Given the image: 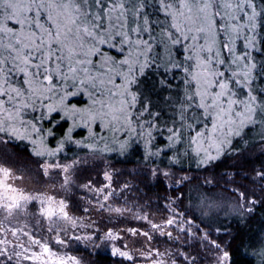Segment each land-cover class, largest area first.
Listing matches in <instances>:
<instances>
[{"label": "snow or ice", "instance_id": "6c2138e0", "mask_svg": "<svg viewBox=\"0 0 264 264\" xmlns=\"http://www.w3.org/2000/svg\"><path fill=\"white\" fill-rule=\"evenodd\" d=\"M252 128L264 130V0H0V144L31 145L45 176L49 169L65 174L61 187L70 183L77 161L61 164L58 158L72 146L94 156H127L142 148L146 164L160 161L151 176L171 181L186 161L199 168L233 151ZM104 179L112 177L105 172ZM23 180L0 163L4 220L39 216L49 231L55 226V244L66 246L61 222L75 224L68 205L28 193L17 183ZM253 181L262 185L260 196L243 185L232 189L231 211L240 219L264 206V168ZM33 201L39 208L30 212ZM0 235L6 261L80 264L66 251L53 250L51 238L19 228ZM116 239L109 230L93 243L99 248ZM209 242L217 250L215 264H231L230 252ZM33 247L40 251L30 252ZM252 254L264 264V240ZM111 255L134 261L115 246Z\"/></svg>", "mask_w": 264, "mask_h": 264}, {"label": "trees", "instance_id": "16d2710c", "mask_svg": "<svg viewBox=\"0 0 264 264\" xmlns=\"http://www.w3.org/2000/svg\"><path fill=\"white\" fill-rule=\"evenodd\" d=\"M245 132L246 139L239 140L233 151L225 153L218 160L199 168L194 162L186 161L182 168H176L174 172L177 176L190 177L180 185L164 181L162 178L160 180L153 178L149 170L160 161L157 159L155 163L149 161L146 164L142 148L136 149L127 156H120L116 153L98 156L107 163L105 166L109 167L113 176L112 184L122 191V194L119 195L122 200L118 201L121 207L131 209L133 206L134 213L147 215L150 218L160 216L165 219L170 216V213L173 214L169 207L173 205L180 212H186L187 219L195 224V226L193 224L195 236L185 235L184 238L177 240L176 244L156 241L160 247L163 246L165 251L170 253L169 256L174 257L168 264H187V261H190L189 258H193V264H206L211 261L213 249L210 248L212 246L210 242H204L203 232L205 231L210 233L209 241H216L230 252L231 264H260L259 258L252 252L257 250L261 241L264 240V206L257 205L255 212L243 219H240L236 214L225 216L224 213L212 219L209 216H204V213L198 208L200 201L207 203V198L210 197L212 199L215 197L224 198L226 195L235 197L232 193V185L236 187L243 185L250 192H257L259 196L261 195L253 177L258 170L264 168V152L258 153L260 149L264 148V134H262L264 130L252 128L251 130L246 129ZM75 138L81 139V136L77 135ZM66 149L69 156L89 153L87 149L74 146ZM240 153L245 156L234 160ZM8 156H10L9 159ZM0 158L4 160L0 159L5 164L8 163L7 159L19 162L16 165L23 171H30L33 167L39 173L37 162L41 159L31 154V145L26 142L9 140L7 145L0 144ZM34 159L38 160L34 162ZM82 169H84L83 173L79 172L78 174L76 171L71 187L69 189L60 188L55 196L64 198L66 204L68 201L74 211L80 213L84 208L85 210L88 208L89 203H97L95 196L85 188L83 189L82 182L89 180L94 184L96 179H93L95 177L93 173L97 175V179H100L104 167L98 162H94L93 165ZM56 174H52L53 180H56L54 184L64 181L60 172ZM90 175L92 176L90 177ZM134 223L135 221L131 224ZM68 243L72 252H74V248H77L75 253L85 255L86 260L89 259L91 264H117L118 262L110 253L98 252L96 254L98 248L94 244L90 245V242L68 240ZM84 250H88L90 253L85 252L86 254H84ZM186 251L190 252L187 259L184 257Z\"/></svg>", "mask_w": 264, "mask_h": 264}, {"label": "rangeland", "instance_id": "374dc122", "mask_svg": "<svg viewBox=\"0 0 264 264\" xmlns=\"http://www.w3.org/2000/svg\"><path fill=\"white\" fill-rule=\"evenodd\" d=\"M18 142V141H17ZM67 149H65V152L61 153L59 156V162L61 164H73V160L77 161L76 164H73L72 168L70 169L69 176H70V183L65 187L69 189L72 185V180L76 176L75 173H83L84 169L83 167L93 165L94 162H98V164L103 165L104 170H102V174L100 179H97V175L93 173L95 176L93 179H96L94 184L91 181L86 180L82 182L83 189L85 188L90 194L95 196L97 199L96 202H92L88 204V208H85L82 210V212H76L71 207L70 203L67 201L68 205V212L69 215L75 220V224L71 222H61L63 224V227L67 229L66 232L60 231L59 236L61 239H64L67 241L66 246L56 245L55 244V237L57 235V230L55 229L53 231H49V224L47 220H44L43 218L39 216L34 215H21L18 218L12 219L10 222L4 220V214L0 212V233H3L4 229L6 228H12V229H22L23 231L29 232L31 235H33L35 238L44 237L45 239H49L51 246L53 247V250L61 249L62 251H66L69 255L75 256L79 261L80 264H91V261L89 259L86 260L85 255L82 254H76L77 248H74V252H72V248L69 246L68 240H75L71 239V237L79 236L81 238L83 237H92L93 240H84L81 239L82 242H90V245H93V241H95L96 244H99L100 241L96 240V237L98 235H103L106 231H112L115 235L118 236V239L107 242L106 244L102 245L96 250V254L98 252H101L103 254L110 253L111 254V248L113 246L120 248L121 250L128 251L133 257L134 261H128L125 260L122 257L116 256L115 259H117V264H153L154 261H163L164 264H168L169 261H172V258L174 257L169 256L170 253L166 252L164 247H160L158 245V242L161 243L169 242V243H175L177 240L184 238L185 235H194L195 236V230L193 229V222L191 225H189L187 222L189 221L186 216V212H180L177 207H173V205H170V209L173 211V214L170 213V216H167L165 219H163L160 216H150L147 215H141L134 213V208H128V207H121L119 205L118 201H121L120 194H122L121 190H118L113 184L112 179L110 181H107L104 179L105 172L109 173L111 175V172L109 170L107 163L105 160L98 156H94L91 153H87L80 156H73L67 154ZM258 151V150H255ZM264 152V148L260 149L258 151L259 154ZM254 154V153H253ZM264 154V153H263ZM69 157V158H63V157ZM245 156L243 153L237 154L234 160H237L238 158H243ZM250 156V155H249ZM10 156H8V159ZM2 159V158H0ZM7 164L5 162H2L0 160V163L5 164L6 166L12 167L15 171L18 172V174H22L24 176L23 182L17 181L18 184H20L22 187L25 188V190L32 194V195H40V194H47L50 196H56V192L58 193V190L62 187L64 181H60L54 184L56 180H53V175L57 172H60L62 174L63 180H64V173L60 169H49V174L47 176L44 175V169L40 166L43 162L42 160L34 159V162L37 160L39 162V169L37 173L33 167H31L30 171H23L21 167H18L16 165L19 162L8 160ZM44 160H47V157L44 158ZM99 160V161H98ZM4 161V160H3ZM51 162V161H50ZM21 165L23 166L22 162ZM41 172V173H40ZM41 174V175H40ZM92 174V173H91ZM92 175H90L91 177ZM89 177V178H90ZM111 177H113L111 175ZM55 178V177H54ZM182 178L183 181L188 180L190 177L188 176H177V174L173 173V180L169 181L170 183L178 184L181 183H175L176 181H180ZM54 184V185H53ZM258 191H261V184L259 181H256ZM107 185H110L108 187ZM236 186L232 185L231 189L235 188ZM109 192L112 194L108 196V199L105 200L104 196L107 195ZM257 196L259 194L255 192ZM113 195H116L113 197ZM125 195V194H123ZM57 200H61L62 198H57ZM64 199V198H63ZM124 199V198H123ZM236 197H231L229 195H226L223 197H215V198H207V203L200 201L198 203L199 210L204 213V216H209L212 219L217 218L218 215L224 213L225 216L233 215L231 211L232 205L235 204ZM66 203V202H65ZM212 204L214 207L209 210L208 205ZM218 206V207H217ZM39 203L38 201H33L31 204H29V210L30 212L33 209H38ZM121 209V212H116L115 209ZM146 217V219H145ZM171 218L174 220V224L169 226L166 224V221ZM135 223L132 225L131 223ZM152 223H156L160 225L159 229H153ZM184 227L187 229L186 231H180V227ZM195 226V224H194ZM133 230H135L136 234H133ZM168 232H171L172 235L169 237L167 235ZM143 233H148L147 236L143 235ZM205 234H207V239H205ZM209 232H203L204 242H209ZM218 234V233H217ZM7 235V238L9 241H14L15 238L11 236V233H5ZM18 236L21 240L26 241L27 237H24L22 233H18ZM150 237V238H149ZM4 236L0 235V239H3ZM196 237L194 238V240ZM127 244L128 248L125 249L124 245ZM194 244V243H193ZM95 245V244H94ZM2 247V246H0ZM223 247V246H222ZM69 248V249H68ZM187 248V247H186ZM210 248L213 249L212 251V258H210L211 261H209L206 264H215L216 261V255L217 250L212 246ZM208 249V248H207ZM225 250H227L225 248ZM8 251H12V244L8 245ZM17 251H20V249H17ZM31 251L39 252L40 249L38 247H33ZM88 252V250H84V254ZM167 253V254H165ZM30 254V253H29ZM143 254V255H141ZM190 252L186 251L184 254L185 259L189 256ZM145 256L148 257L147 260H145ZM176 258V257H175ZM190 261H187V264H193L194 260L193 258H189ZM174 262V261H173ZM0 264H16V258L13 257L12 261H6V258L0 257ZM21 264H33V261L31 260H22Z\"/></svg>", "mask_w": 264, "mask_h": 264}]
</instances>
